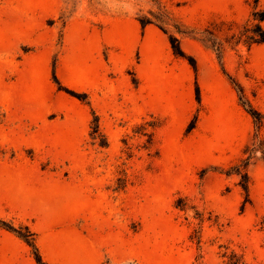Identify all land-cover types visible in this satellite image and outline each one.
<instances>
[{
    "label": "rangeland",
    "instance_id": "rangeland-1",
    "mask_svg": "<svg viewBox=\"0 0 264 264\" xmlns=\"http://www.w3.org/2000/svg\"><path fill=\"white\" fill-rule=\"evenodd\" d=\"M255 11L264 0H0V83L9 65L32 119L0 136V264H37L23 236L48 264H264V112L232 71L248 76ZM208 54L248 117L218 142ZM80 64L110 74L109 97L75 88Z\"/></svg>",
    "mask_w": 264,
    "mask_h": 264
},
{
    "label": "crops",
    "instance_id": "crops-1",
    "mask_svg": "<svg viewBox=\"0 0 264 264\" xmlns=\"http://www.w3.org/2000/svg\"><path fill=\"white\" fill-rule=\"evenodd\" d=\"M261 27L264 29V20L261 22ZM9 50L15 51V47ZM86 54L92 55V52L88 50ZM243 65L248 76H245L241 70H236L234 63H232V71L243 87L248 90L247 92L251 87L256 88L254 95H251L250 98L254 106L264 112V42L253 43L244 50ZM84 66L80 64L78 67L77 78L80 83L78 86L74 85L75 88L86 91L93 100L95 95L102 98L109 97L111 91L110 74L105 72L101 74L100 71L96 72L95 69H87ZM207 67L214 79L206 84L205 89H202L201 104L205 109V119L208 121L210 118V134L216 137V142H218L223 123L229 122L234 125L242 121L247 125L248 117L237 103L234 89L224 78L210 54H208ZM9 68L8 65V71L2 72L3 82L0 83V112H2L0 136L26 135L29 133L27 129L30 128L29 122L32 120L28 115L29 109H31L28 100L29 95L26 86L23 83L20 85L12 78ZM229 108L232 112L227 113ZM220 111L224 114L222 115ZM203 119L201 117V124H203ZM15 129L23 131L16 132ZM0 140L4 141L5 139L0 138ZM47 260L54 263L52 259Z\"/></svg>",
    "mask_w": 264,
    "mask_h": 264
},
{
    "label": "trees",
    "instance_id": "trees-1",
    "mask_svg": "<svg viewBox=\"0 0 264 264\" xmlns=\"http://www.w3.org/2000/svg\"><path fill=\"white\" fill-rule=\"evenodd\" d=\"M253 14H257L258 23L255 25L256 30H254V35H251L249 37L250 40H251L250 43L248 44L249 46L252 43L264 42V29L260 25V22H262L264 20V11H262V12L255 11V12H253ZM137 19L140 22L142 27H144L145 25H147V24L152 22L151 19L148 18V17H138ZM162 30H164V29H162ZM169 39H170V42H171V45H172V48H173V52L176 55L185 56L184 52L181 50V48L179 46L177 37L173 36V35H169ZM189 58H190L191 65L194 67L195 66L194 59L192 57H189ZM52 76H53L54 82L58 85V87L59 88H63V87H61L58 79L56 78V76L54 74V72H53ZM231 81L238 88L239 93H240L239 99L243 102V106L246 109V111L253 117L258 116L260 113L245 99L244 94L242 92V88L239 85V83L237 81H235L233 78H231ZM63 89L66 90L67 92H69L72 95H75V96H78V97L81 96V98L83 96H85V95L77 94V93H75L73 91H69V90H67L65 88H63ZM196 99L199 101V89H198V87H196ZM188 128H190V127H188ZM242 181L243 182L241 183V187L244 190V192L247 193L248 186H247V180H246V175L245 174H244V180H242ZM1 223L4 226H6L7 229L14 230L11 226L7 225L5 222L2 221ZM28 235H31V234L29 233ZM23 238H25L26 242L29 243V245L32 247L36 263L37 264H48L45 261H43V259L41 258V256L38 253V250L35 247L33 241L31 239H29L28 237H24L23 236Z\"/></svg>",
    "mask_w": 264,
    "mask_h": 264
}]
</instances>
